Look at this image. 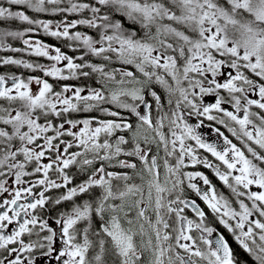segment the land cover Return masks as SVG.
<instances>
[{
	"label": "snow or ice",
	"instance_id": "1",
	"mask_svg": "<svg viewBox=\"0 0 264 264\" xmlns=\"http://www.w3.org/2000/svg\"><path fill=\"white\" fill-rule=\"evenodd\" d=\"M0 21L29 26L0 52L50 61L0 56L43 74H0V264H264V0H2Z\"/></svg>",
	"mask_w": 264,
	"mask_h": 264
},
{
	"label": "flooded vegetation",
	"instance_id": "2",
	"mask_svg": "<svg viewBox=\"0 0 264 264\" xmlns=\"http://www.w3.org/2000/svg\"><path fill=\"white\" fill-rule=\"evenodd\" d=\"M30 15L36 17V18H42V19H45V20H54V21H58L59 20V17H52V16H45V15H37V14H34V13H29ZM17 22V21H16ZM19 23V22H18ZM22 26V24H21ZM1 27H4L6 30H11V21H0V28ZM19 30V29H18ZM16 31V30H15ZM25 38H31V39H39L41 40L42 42L44 43H47L49 45H55V46H58V47H61L63 51L67 52L69 55H72L73 53L70 51V49H68L67 47L64 46V44L60 43V40H57L56 38L54 37H51V36H47L45 35L42 31L41 32H37L35 34H29V36H26ZM8 39H12V38H8ZM17 41H19V39H16ZM7 43L10 44V41H6ZM20 42L22 43V41L20 40ZM23 44V43H22ZM24 54V55H22ZM14 56L15 58H21V59H25V60H29V61H32V62H35V63H41V64H49L50 61H47L46 58H43V57H34V56H28L27 54L25 53H10V52H0V56ZM3 73H9V74H17V75H23L25 77L27 76H42L43 74L40 73V72H31L30 70H27V69H23V68H20V67H17V66H5L3 68H0V74H3ZM35 87V86H34ZM207 123V122H206ZM222 130H224L222 128ZM204 134H206L207 132H209L210 130L208 128H203L201 130ZM227 134V133H226ZM215 139V136L212 135L211 139L210 140H214ZM197 168L200 170V171H203L205 172L206 174H208L210 176V178L213 179L214 183H218V181H216L215 177L211 174L210 170L208 169H203L202 167L200 166H197Z\"/></svg>",
	"mask_w": 264,
	"mask_h": 264
},
{
	"label": "trees",
	"instance_id": "3",
	"mask_svg": "<svg viewBox=\"0 0 264 264\" xmlns=\"http://www.w3.org/2000/svg\"><path fill=\"white\" fill-rule=\"evenodd\" d=\"M72 18L74 19L75 17H72ZM59 19H60V17H59ZM22 28H23V25L21 26V23H18L16 21H11V30L12 31H15V30H18V29L20 30ZM0 29H5V28L4 27H1ZM80 30L81 31H87V29H83V28H81ZM8 41H10V44L13 47L23 48V44L20 42V40L17 41V40H13V39H8ZM60 43L62 44V41H60ZM22 55H24V54H22Z\"/></svg>",
	"mask_w": 264,
	"mask_h": 264
},
{
	"label": "rangeland",
	"instance_id": "4",
	"mask_svg": "<svg viewBox=\"0 0 264 264\" xmlns=\"http://www.w3.org/2000/svg\"><path fill=\"white\" fill-rule=\"evenodd\" d=\"M0 2H2V0H0ZM17 22H19V21H17ZM19 23H21V22H19ZM21 24H22V23H21ZM22 25H23V28L20 29V30H16V31H23L25 28L29 27V26L26 25V24H22ZM38 32H41V31H38ZM205 135H206V138L211 139V137H212L213 134H211L210 131H209V132H207Z\"/></svg>",
	"mask_w": 264,
	"mask_h": 264
}]
</instances>
